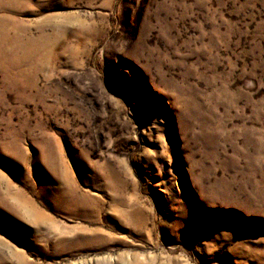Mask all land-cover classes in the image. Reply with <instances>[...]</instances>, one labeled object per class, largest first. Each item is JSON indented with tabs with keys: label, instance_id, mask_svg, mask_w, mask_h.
Here are the masks:
<instances>
[{
	"label": "rangeland",
	"instance_id": "obj_1",
	"mask_svg": "<svg viewBox=\"0 0 264 264\" xmlns=\"http://www.w3.org/2000/svg\"><path fill=\"white\" fill-rule=\"evenodd\" d=\"M0 264H264V0H0Z\"/></svg>",
	"mask_w": 264,
	"mask_h": 264
},
{
	"label": "bare ground",
	"instance_id": "obj_2",
	"mask_svg": "<svg viewBox=\"0 0 264 264\" xmlns=\"http://www.w3.org/2000/svg\"><path fill=\"white\" fill-rule=\"evenodd\" d=\"M73 199H74V197H73ZM82 199V198H81ZM79 201H81V200H79ZM27 204L29 205V206H31V207H29V212L27 213V214H34L36 217H43L42 216V214L35 208V207H33L32 205H30L28 202H27ZM28 208V207H27ZM30 216V215H29Z\"/></svg>",
	"mask_w": 264,
	"mask_h": 264
}]
</instances>
